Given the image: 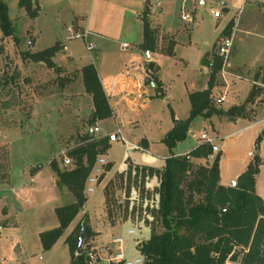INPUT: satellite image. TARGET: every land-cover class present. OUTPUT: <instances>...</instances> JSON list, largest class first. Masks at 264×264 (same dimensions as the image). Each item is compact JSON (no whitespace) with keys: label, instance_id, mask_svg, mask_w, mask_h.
<instances>
[{"label":"rangeland","instance_id":"obj_1","mask_svg":"<svg viewBox=\"0 0 264 264\" xmlns=\"http://www.w3.org/2000/svg\"><path fill=\"white\" fill-rule=\"evenodd\" d=\"M40 1L42 4L40 16L37 17L38 19H32L19 7L17 0H6L13 27V36L3 38L0 28V144L5 142L4 146L0 148V190L7 189L10 159L13 185L20 182L23 171L27 173L33 166L39 168V165L48 167L44 176L49 180L50 161L57 152L59 155L55 159L60 170L73 169V165L66 166L65 164L64 156L66 153L74 148L88 133L96 134L99 137L94 132L96 126H89L92 117V102L86 95L81 81L76 80V84L65 91L64 82L62 83L59 78L52 79L45 65L41 66L30 60H24V55L27 52L43 51L54 46L58 41L67 44L66 40L73 36L68 28L75 21V16H86L90 20L93 30H103L114 35L122 32L126 35L134 34L137 30L135 26L137 14L134 15L133 12L144 13L149 7V20L151 17H155V22L158 13L162 10L164 13L162 12V17L158 21L162 24L176 26L180 23L181 8L186 5L184 0H162L163 6L159 10L155 7V0H151V3L146 0ZM256 1L264 3V0ZM219 3L226 4L228 8V10L222 11L221 18L227 16L229 10L236 11L228 23L230 29L224 35L234 37V47L229 57V63L232 62L235 66L247 64L254 68L246 67L247 69H245L243 67L234 68V70L227 67L226 71H236L240 76L251 80L253 86L251 82L247 81L236 82L231 87L229 100L220 105L217 100L221 99L220 95H223L227 90L226 81L220 73L217 84L219 86L225 85V88L220 87L215 92V105L219 109L227 111L234 108L232 102L242 104L246 100L242 105L246 108L244 112L246 117L230 119L227 116L216 115L205 120L206 123H203L204 120L199 118L194 121L192 129L200 135L204 128H207L211 137L220 140L218 145L227 157L223 165V176L225 183L229 186L234 183L233 178L241 170L242 161L248 155V151L253 152L252 156L259 155L262 165L257 176V193L264 200V85L260 81L258 83L253 81L257 74L264 75V68H259L264 63V7L256 3L255 0H250L247 3H244V0H211V2L206 1L204 9L198 12L199 15L205 18L209 16L215 21L214 16L210 14L211 11L220 9ZM250 4L251 6H249ZM124 7L128 10H122ZM186 11L190 13L188 9ZM158 21L154 30L157 31V51L164 52L165 56V59L162 60L163 78L161 77V79H164L167 94L163 95L162 91L156 89L158 97L151 108L141 115L140 127L139 130L137 129L139 133L146 132V135L152 139L153 147L151 153H146L126 146L122 141L114 144L112 148L110 146L107 159L114 163L116 171L121 170L125 161H128L123 170L111 174L110 164L104 167L105 173L100 179V188L103 189L105 197L104 209L95 213L93 221L90 222L93 232L94 229L101 231L104 229L105 232L102 234V239L96 243L91 242L97 236L95 232L94 237L84 242L83 250L89 258L88 264H114L113 259L119 252V245L114 243L116 238L124 239L123 250L128 260H143L139 256L140 253L137 254L138 246L150 239L152 226L158 233L164 231L160 223L154 222L152 225L154 220L151 213L158 207V179L148 177L142 181L141 176H137L135 171V167L141 166L133 164L132 161H129V157L139 162L153 164L157 168L163 166L162 157H169L170 154L163 140L172 130L173 115L177 114L181 120L190 117L189 91L198 92L207 88L209 71L211 70L208 66L210 58L218 57L217 49L223 37L216 42L208 63L205 60L201 62L199 59L202 50L209 48L204 47L202 43L206 40L211 41L217 34L212 29V24H202L196 32L201 51L196 50L187 53L189 56L186 57L190 64L169 59L174 57L166 54L172 40L170 36L163 34L162 26L158 24ZM223 23L222 21L221 24L223 25ZM180 41L186 42V37L180 36ZM79 45L78 47L75 46L77 49L79 48V54L88 55L84 44L83 46ZM236 49L238 53L231 61ZM180 52H183L182 49ZM157 70L155 64V68L152 70L154 78H157ZM63 79L68 80L67 77ZM192 89L194 91H191ZM253 90L255 91L254 100L247 102ZM35 115H37L38 120L35 119ZM110 123L115 126L114 120ZM49 124H52L53 127L57 126L61 131L58 134H53L55 139L59 138L58 146L60 147H56L53 137L48 133L35 132L40 125ZM213 124L215 129H213ZM250 126L251 128H249ZM130 129H126L125 133L133 141L135 134L130 133ZM16 130H19L20 133ZM109 134L112 133L108 132ZM184 142L179 149L184 150L193 146L195 141L191 137ZM102 158L107 161L104 156ZM195 165L211 166L213 164L202 161ZM130 172L132 175H129ZM100 188H96L94 193L88 194L90 202L93 201L89 204L91 210L94 206L96 210L102 207L94 202L95 199L97 200L102 196ZM0 192L2 193V191ZM1 193L0 199L3 197ZM51 197V202L60 200L59 194H54ZM72 200L75 201L74 198ZM59 202L64 204L67 201ZM42 206H44V201L39 199V203L36 204V213L33 215L34 218H45L41 211ZM31 207L34 208V206ZM38 210L39 212H37ZM20 220L24 230L33 229L34 221H29L28 216H22ZM146 221L150 224L148 225ZM130 231L134 232L131 236H129ZM30 239L24 245L22 263L70 264V252L66 247L59 246L60 248L49 259L48 251L47 253L42 252L38 248V241L33 238ZM9 264H21V262H9Z\"/></svg>","mask_w":264,"mask_h":264},{"label":"trees","instance_id":"obj_2","mask_svg":"<svg viewBox=\"0 0 264 264\" xmlns=\"http://www.w3.org/2000/svg\"><path fill=\"white\" fill-rule=\"evenodd\" d=\"M19 7L32 19L39 16L37 0H20ZM149 15L148 7L142 15L144 41L141 49L156 52L157 31L151 27ZM0 28L3 38L13 36L9 9L4 0H0ZM229 29L230 26L224 33ZM63 48L62 43H57L37 53H26L24 60L43 63L61 80L60 76L64 71L55 64L54 58ZM166 54L174 56L173 43L168 46ZM211 56V53H207L205 58ZM214 63L208 88L189 95L190 117L179 121L173 115L174 127L163 140L170 152L165 167L161 170L146 166L135 167L137 176L140 175L142 181L148 177L158 179V207L151 213L154 220L152 225L158 222L164 229L158 233L152 226L150 239L138 246L143 264H264V200L257 193V176L262 165L260 156H253L247 170L238 178L234 187H224L220 178L221 155L216 156L211 166H196L192 162V159H208L212 156L210 145H200L189 156L177 157L174 154L177 145L187 140L191 124L195 120H209L216 115L230 119L246 117L245 106L234 107L225 112L215 105L214 90L218 85V75L224 70L225 60L214 57ZM154 68L153 63L147 66L150 72ZM82 76L85 91L92 97L94 106L89 126L113 118L114 111L95 65L84 67ZM263 78L264 75L257 74L255 80L261 79L264 84ZM151 79L161 91L158 79L153 76ZM254 96L253 90L247 102H253ZM109 149L108 137L88 133L64 156L73 161V169L61 171L56 159L51 162L50 166L59 179L58 187L67 188L75 197L76 203L56 210L59 227L40 235L44 251H50L83 212L88 202L87 181L99 158ZM109 167L112 168L111 165ZM146 223L150 224L148 221ZM94 236L90 219L86 215L66 240L72 264L89 263L83 244Z\"/></svg>","mask_w":264,"mask_h":264},{"label":"crops","instance_id":"obj_3","mask_svg":"<svg viewBox=\"0 0 264 264\" xmlns=\"http://www.w3.org/2000/svg\"><path fill=\"white\" fill-rule=\"evenodd\" d=\"M17 1L19 4L20 0H17ZM206 1H209V0H206ZM206 1L188 0L186 5H184L181 8L180 23L176 26L168 25L166 23L162 24L158 20L160 17H162V14L164 13V11L161 10V12L158 13V16L156 19L158 21V24L162 26L163 34H167L168 36H170L172 40L171 42L174 44V57L169 58V59L174 60V61L178 60L185 64H190L189 60L186 57V56H189L187 53L196 51V50L201 51L199 47L200 42L196 38V34H197L196 32L200 29L202 24L204 25L212 24V29L215 32H217V34L215 38H212L211 41L206 40L202 43L204 47H209V48L202 50L201 54L199 55V59L201 62L205 60L208 63L209 58L207 59L205 58L206 54L211 53L213 51V48L216 42L220 38L222 39V37L223 38L226 37L224 36L225 35L224 32L226 28L229 26L228 23L232 18V14L236 11L229 10L227 11V16H225L224 18H220V19H217L214 17L216 20L213 21L211 18H209V16L205 18L199 15L198 13L199 11L204 9V6L206 5ZM249 1L250 0H244V3L245 2L247 3ZM4 2L6 3V0H4ZM255 2L264 7L263 2H259L256 0ZM37 3L41 11L42 10L41 1L37 0ZM249 6H251V4ZM184 7L185 9H188V11H190V14L193 19L192 22H187V21L182 20V10ZM122 10H128V9L124 7L122 8ZM24 12L26 13L25 10ZM133 14L134 15L137 14V17L135 19V26L137 30L136 32H134V34H126V35H124L122 32L121 33L119 32L117 35H114V34L105 32L103 30H98V29L93 30L91 26V22L86 16H81V15L75 16L76 18L75 21H73L72 25L69 26L68 28V31L73 36L71 39L66 40L67 44L62 41L57 42V43H62L64 48L54 58V62L58 67L62 68L64 71L62 75L60 76L61 77L60 79L62 80V83L64 82L63 88L65 89V91H68V89L72 88L76 84L75 82L76 80L81 81L82 86L85 90V87L83 84L82 70L84 67L88 65H91V64L95 65L99 78L102 81L105 91L107 93V96L109 98V103L111 105V108L114 111L113 118L105 120V121H100L95 124L96 127L100 128L101 134L99 136L105 137L106 135H108V132H111V133L119 132L121 137L124 139L123 143L126 146H130L134 148L135 150H138L141 152L151 153V150L153 147L152 139L146 135V132L142 131L141 133H139L137 129L139 130V127H140L139 119L141 115L147 112L151 108V105L154 103V101H156L158 97V93L156 90L157 87L152 82V79H151L152 72L148 71L147 69V66L149 64L151 63L156 64L157 69H158L156 76L158 78V81L161 84L160 90L162 91L163 95L167 94L166 88L164 86V79H161L162 60L165 59V56L163 54L164 52H158V51L145 52L141 49V46L144 41V29H143V22H142L143 13L133 12ZM210 15L213 16L212 11ZM39 16H40V12H39ZM154 20H155V17H151V19L149 20L151 23V27L153 29L156 27L155 24L157 23V21L154 22ZM222 21L224 22L223 25L221 24ZM187 28H190V30H187ZM180 36L186 37V42L184 43L181 42ZM73 44H76L77 47L80 46L79 44H81L82 46L84 44L88 52V55L86 56L80 55L79 48L77 49L75 47L76 45H73ZM125 44L128 45L126 49L123 48V45ZM181 49L183 51L182 52L183 54L180 52ZM27 53H31V52H27ZM237 53L238 52L236 49L235 55L232 57L231 61L236 57ZM36 64H40L41 66L42 65L44 66L43 63H36ZM263 65L264 63L260 65L259 68L261 67L264 68ZM227 67H231L233 69L234 68L238 69V68H243V67L245 69H247L248 67L251 68L247 64L235 66L232 62H230ZM226 68L224 72H222L221 77L223 76L222 78H224L226 81L227 90L225 91L223 95H220L221 98H224L223 102L220 105L225 104V102L229 100V94L231 92V87L236 82L247 81V82H251V84L253 83L251 80L245 79L244 77L240 76V74H237L236 71L227 72ZM251 69H254V68H251ZM47 70L52 79L58 78V75L53 70H50V69H47ZM209 72L211 73V70ZM68 76H71V77H68ZM65 77H67L68 80L63 79ZM209 78H210V75L208 77V82H209ZM253 81L254 83L256 82L258 83L259 81L261 82L262 80L260 79L256 81L254 79ZM208 82H207V88H208ZM220 87L225 88V85H220V86L217 85V87L214 90V96L216 95L215 92ZM207 88H205L204 90H206ZM204 90L202 89V90H199L198 92L204 91ZM191 91H194V90L192 89ZM191 93H195V91L194 92L189 91V95ZM86 95L89 96L92 102V114H93L94 106H93L92 97L88 95L87 93ZM245 102L246 100L242 104L232 102L233 103L232 107H241ZM227 111H229V109ZM190 113H191V110H190ZM175 117H176V120L181 121V119L179 118L177 114H175ZM35 119L38 120L37 115H35ZM112 120L115 121V126L111 125L110 122ZM194 123L195 122L191 124L190 131H189L188 138H187L189 139L192 137V139L195 141L194 145L184 150H181L179 149V147L182 146L181 144L185 142L179 143L177 147L174 149V154L177 157L189 156L193 150H195L196 148H198L200 145L203 144V142L201 141L202 134L205 132L209 133L208 129L204 128V130L201 132L200 135L196 134L192 129ZM203 123H206V121L204 120ZM173 127H174V124H173ZM128 128H131L129 130L130 133L135 134V138L133 141H131L130 138H128L125 133V130ZM249 128H251V126ZM213 129H215L214 124H213ZM16 131H19V130H16ZM35 132L48 133L51 137H53V134H58L61 131L58 129L57 126L53 127L52 124H49L46 126L40 125L39 128H37ZM52 139L56 147H60L58 146L59 138L55 139L53 137ZM219 141L220 140L216 138L215 143H214L215 146H217V148L219 149L217 153H214L208 159H192V162L196 164L198 162L204 161L208 164H213L215 157L218 155H221V162H220L221 164V167H220L221 185L224 187H232V186L227 185L224 180L223 165L225 161L227 160L226 159L227 157L221 151V148L218 145ZM116 143L118 142L110 143L111 148ZM4 144L5 142H2L0 144V148H2ZM58 155H59V152H57L55 157L51 159L50 164L53 160H55V158L58 157ZM252 155H253V152L249 150L248 155L242 161L241 170L237 174H235L233 178L234 182H237L238 178L247 170L248 165L253 160ZM104 157L107 159L108 153L105 154ZM169 157H170V154H169ZM169 157L167 156L162 157L164 164L161 168L154 167L153 164L139 162L133 159L132 157H129L130 159L129 161H132V163L137 166L153 167V168L161 170L165 167V161ZM127 161H125V164L121 170L125 168ZM107 163L112 166L110 174L112 172L121 171V170L116 171L114 169V163H112L111 161H108ZM39 167L41 168H35L33 166L27 173L23 171L20 177V182H18L17 185H13L12 163L10 159L9 174H8L7 184H6L7 189L0 190L2 191V193L1 192L0 193L3 196L2 199H0V259H1L0 264H9V262L14 263L18 261L21 262V264H25V263H22L23 249H24L25 243L31 240L30 238H33L36 241H38L39 243L38 248H40L39 250L47 253V251H44L43 249L40 235L44 232L51 231L59 227V221L56 215V210L58 208L69 206V205L76 203L75 197L72 195V193L67 188L58 187L59 179L56 173L54 172V170L51 168V166H50V179L49 180H47V178L44 176V173L48 167L43 166V165H39ZM97 188H100V185ZM100 189H101L102 196L99 197L97 200L95 199L94 202L98 203L99 206L101 205L102 206L101 209L96 210L95 206L93 207L92 210L89 208L90 207L89 204L93 201L90 202V198L88 197V194H92V193H86L88 202L83 212H81L78 215V217L73 221V223L65 231L63 237L57 242V244L50 251H48L49 259L51 258L50 256H52L53 253H55L56 250L60 248L59 246H63V248L66 247L67 250H69L70 252L69 246L66 244V240L74 232V230L76 229V227L81 222L84 216L86 215L89 216L90 221H93V216L95 215V213L103 211L104 205H105V197L103 195V189L102 188ZM257 192H258V189H257ZM54 194H59L60 200L51 202L52 199L50 198H52L51 196H53ZM72 198L75 199L74 202ZM39 199H43L44 201V206H42L41 211L45 218L39 217L37 218L38 219L37 220L36 217L34 218L33 215L36 213V210H35L36 204L39 203ZM68 199L71 202L70 201L68 202ZM59 201H67V202H64L63 204ZM29 205L34 206V208H32ZM37 212H39V210ZM22 216H28L29 221L30 220L34 221L33 229L32 228L25 229V230L23 229V223L20 220ZM93 229H94V226H93ZM94 232L97 234V236L94 238L93 241H91L92 243H96L98 242V240L102 239L103 237L102 234H104L105 230L103 229V231H101V230L94 229ZM129 236L131 235L129 234ZM137 254H139V252ZM40 258L42 259V257ZM70 260H71L70 264H72L71 253H70Z\"/></svg>","mask_w":264,"mask_h":264},{"label":"built area","instance_id":"obj_4","mask_svg":"<svg viewBox=\"0 0 264 264\" xmlns=\"http://www.w3.org/2000/svg\"><path fill=\"white\" fill-rule=\"evenodd\" d=\"M147 2L151 3V0H146ZM185 3H187L188 0H184ZM205 1V0H203ZM210 1V0H209ZM156 4L155 7L159 8V10L162 9L163 6V2L162 0H155ZM211 2V1H210ZM219 10H215L212 11V15L217 18L220 19L222 17V11L224 9L228 10L227 5L224 3H219ZM182 20L183 21H187V22H192V16L190 13H188L186 11V9L183 8L182 10ZM128 45L125 44L123 45V48H127ZM234 47V37H224L221 41V43L219 44V47L217 49V55L218 57L224 58L225 60V68L229 65V57L231 56L232 50ZM210 62H209V68L212 69L214 67V57L210 58ZM223 70V72H224ZM224 98L218 99L217 103L221 104L223 102ZM94 132L97 133L98 135L101 134L100 128L95 127L94 128ZM104 137V136H101ZM105 137H108L110 143L112 142H124V139L121 137L119 132H114L112 134L106 135ZM201 140L203 142V144H208L212 147V151L213 153H217L219 151V149L217 148V146H215V140L216 138L214 137H210L208 132H205L202 134L201 136ZM65 164L66 166L69 165H73V161L69 158H65ZM108 163L107 161L100 157L98 160V163L96 165V167L93 169L88 181H87V186H86V193H93L95 192V189L100 185V179L102 177V175L105 173L104 167L107 166ZM134 232L130 231L129 234H133ZM114 243L119 245V252L115 255L113 262L115 264H143V260L142 259H136L134 261H130L126 258V254L123 250L124 248V239L122 238H116L114 240Z\"/></svg>","mask_w":264,"mask_h":264},{"label":"water","instance_id":"obj_5","mask_svg":"<svg viewBox=\"0 0 264 264\" xmlns=\"http://www.w3.org/2000/svg\"><path fill=\"white\" fill-rule=\"evenodd\" d=\"M235 185H236V182H234V183L232 184V187H234ZM81 245H82V243H81ZM81 245H80V246H81Z\"/></svg>","mask_w":264,"mask_h":264}]
</instances>
